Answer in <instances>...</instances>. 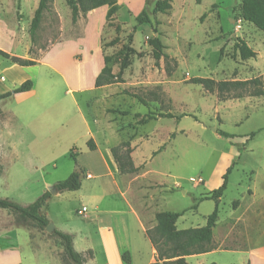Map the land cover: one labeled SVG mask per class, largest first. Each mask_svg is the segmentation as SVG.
<instances>
[{
  "label": "rangeland",
  "instance_id": "rangeland-1",
  "mask_svg": "<svg viewBox=\"0 0 264 264\" xmlns=\"http://www.w3.org/2000/svg\"><path fill=\"white\" fill-rule=\"evenodd\" d=\"M53 1L50 11L45 12L43 22L32 41L29 33L31 23L29 19L32 17L31 2L24 5L23 22L19 24L18 17L19 19L21 17L19 13L16 16V7L20 4V0H0L2 47L9 54L25 58L30 55L32 41L31 54L33 59L39 62L36 66L27 67L30 70L26 72V75L31 77L29 80L37 83L36 93L19 100L18 104L11 100L12 107L17 105L20 111L29 107L34 108L37 113L33 117L30 114L21 113L18 124L20 126L14 124L15 127L12 128L14 142L23 144L22 147L19 146V152L25 156L28 152L25 145L29 144L28 150L32 152L34 160L32 162L24 158L19 165L14 163L7 170L3 166V171H6L11 179V187H4L0 191L1 198L9 199L22 206L30 205L45 193L40 190L44 177L51 181L55 170L68 171L74 167L77 154L79 161L80 159L83 161L81 151L85 140H90L87 123L93 131L99 126L108 129L109 142L110 144L113 142L114 145L117 141L111 140L112 129L118 128L131 133L134 132L132 128L145 124L142 121L151 117L152 119L149 120L151 123L148 126L135 127L136 131L139 129L141 136L144 133H154L151 137L146 136L148 141L142 144L137 154L140 157H146L147 160L152 158L153 154L159 153L162 147L165 148L149 163L151 177L166 182V201L161 210L183 214L178 222L179 230L205 227L217 203L214 200L203 201L206 197L202 200L203 202L198 200L201 196L209 195L212 186L216 183L223 182V177L230 170L228 188L219 201V217L222 221L231 215L235 209V203L244 201V187L249 184L253 171L259 175H263L264 172V97L252 102L231 100L220 103L216 96H211L202 86L189 82L199 77L213 80L240 79L238 76L240 73L237 70L239 65L236 63L240 64L241 60L234 50L236 40L256 44L261 48L259 39L261 32L252 24L238 19L241 0H205L202 6L187 0L192 26L182 36L179 45V56L182 55L184 59H180L183 64L177 75L181 81L177 79L174 81L176 85L169 88L172 89V95L176 100L174 109L171 99L163 92L162 73H159L155 66L148 41L145 42L140 34L134 43L136 21L130 26L116 22V18L112 21L106 20L105 23H92L86 19L88 13L81 14L78 21L74 23L67 0L66 5L64 0H58L60 13L67 20L64 24L53 6ZM219 2L225 9L231 7L228 13H231L230 18L234 23L231 25L229 35L227 32L224 37L218 29L219 18L215 16V19L212 18L203 26L209 35L214 34V40L212 38L211 43L202 44L199 31L203 27L199 21H196V16L204 15L213 3ZM152 3V0H148L150 6ZM215 8L216 6L212 10ZM152 9H149L150 13ZM67 13L70 17L66 18ZM82 16L85 21H81ZM204 19L205 17L202 18L203 21ZM12 32H15L17 36L14 42ZM252 32L254 34L250 35ZM63 33L64 38H62ZM261 34L264 36L263 32ZM237 35L242 37L237 38ZM69 40L75 44L71 45L65 53L50 51L45 55L52 44L62 47L63 42L66 43ZM229 43L232 48L227 47L226 53L222 56L223 59L220 60V55L216 58L221 47ZM82 46H85L83 53H77ZM100 48L103 57L113 58L125 48L136 51V54H130V66L123 75L124 84L114 85L107 97L103 96L106 91H90V86L94 84L95 63L99 62L100 57L96 51ZM87 56L91 57L88 61L85 60ZM77 60H83L82 68L76 65ZM0 62L5 63L7 60L0 56ZM260 63L264 72L263 58ZM251 65V67L247 65L243 73L241 72V79L250 78L249 71L252 73L253 67H256L254 63ZM168 66L174 70L172 61H169ZM113 70L115 74L119 73V66L114 65ZM13 79L18 81L19 77L15 76ZM5 85L10 90L17 87L16 83L12 85L6 82ZM81 90H84L81 94L77 93ZM134 96L141 97L148 105H143ZM10 105V103L6 104L4 109H10ZM31 105L33 107H30ZM172 109L173 113L179 116V122L168 119L160 122L152 121L157 120V117L161 115H166ZM137 113L144 115V118L141 120L136 116ZM134 116L135 120L132 118ZM30 121L33 122L32 127L28 125ZM24 124L28 127L18 129L25 127ZM170 132L177 134L176 139H173L171 143H169ZM220 132L228 134L230 138L220 136ZM37 168L38 171H36ZM139 172L137 174H144ZM56 178H59V174ZM94 182L99 180L95 179L90 183ZM239 185L242 188H239ZM145 186L143 185L144 189ZM50 188L47 192L51 194ZM219 188L214 190L217 191ZM84 191H88V184ZM185 191L187 194L183 195ZM68 195L62 198L57 197L55 203L51 204L50 217L62 210L72 214V210L76 207L86 205L83 199H80L81 203L79 201L76 203V198ZM46 211L48 212V208ZM74 217L80 221L74 219V224L69 221L68 227L75 228L84 222V219L78 218L81 216H76L75 213ZM18 221H20L19 218ZM29 223L35 225L31 221ZM41 233L43 236L41 238L48 244L49 240L55 245L62 242L60 238L54 234H48L46 230H41ZM214 233L218 234V231L215 230ZM220 233L219 231V236ZM35 239L28 236V243L26 241L21 244L22 252L26 256L33 252V245L39 244L40 241L35 242ZM39 246L43 250V245L39 244ZM62 260L63 264H71L65 257Z\"/></svg>",
  "mask_w": 264,
  "mask_h": 264
},
{
  "label": "crops",
  "instance_id": "crops-1",
  "mask_svg": "<svg viewBox=\"0 0 264 264\" xmlns=\"http://www.w3.org/2000/svg\"><path fill=\"white\" fill-rule=\"evenodd\" d=\"M152 1L153 3L150 6L148 4V0H120V10L115 17L116 22H119L122 25L130 26L134 21H136L137 17L144 10L149 11L150 8H153L151 10V14H153L155 5L159 0ZM30 2L32 17L29 19V22H31V27L33 16H35V12L39 7L40 0H20V4H17L16 7V16L20 14L21 18L19 19L18 17V23L20 24V22H23V7L26 3ZM63 2L66 5V0H64ZM192 2L198 4L199 6H202L205 0H200V3H197V0H192ZM239 2L241 4L242 0ZM57 3L58 0H54L53 6L55 7L56 11H58L62 22L65 24L67 20H65L63 15L60 13L61 10L58 8ZM221 5L222 4H220V2L213 3L210 6L211 10L209 8L208 11L204 13V15L200 14L199 16H196V21H199L201 23V26L203 27L209 22V20H211L212 18L215 19V16H218V29L220 30L222 35L226 37L227 32L229 35L231 25L234 23V21L230 18L231 13H228L231 7L225 9ZM187 6V0H173L172 10L168 14L158 13L157 15H154L152 17L153 21H159L161 23L158 30L161 33L160 39L166 46V54L175 59L178 65L172 78H168L167 74L165 73V63L163 61L160 62V68H157L158 72L162 73L161 84L163 87V92L171 99L173 109L176 106V100L172 95V89L169 88H172L174 85H176L174 81L179 79L177 76L178 70L182 68L183 64L182 60H180L183 59V56H179V45L182 40V36L186 34L188 32V29L192 26V21L188 14ZM215 6L216 8L212 10V8H214ZM1 7L2 5H0V11ZM108 11L109 9L107 7L94 10L87 15L86 19H89L92 23H105L107 20ZM69 15L70 14L67 13L66 18L67 16L70 17ZM204 17L205 19L203 21L202 18ZM81 21H85L83 16L81 17ZM12 33H14V36H12L14 42L17 36L15 32ZM261 33L259 36V39L261 40V48L256 44L252 45L250 43H246L249 48L253 50V52L258 54L257 59L249 60V63L242 61L240 64L236 63L237 65H239L237 70L240 73L238 75L240 79H214L216 82L247 81L254 78H262L264 82V72L260 63L262 61V58L264 60V36ZM7 34H9L10 36L9 32H7ZM140 34H142L143 40L145 42L146 40L148 41L157 37L150 24H144L137 28V30L134 32V43H136L137 37ZM199 34L200 38H202V44L211 43L212 38L214 40V34L209 35V32L204 29V27L202 30L200 29ZM252 34H254V32L250 33V35ZM64 36L65 35L63 33L62 38H64ZM237 36V38L242 37V35ZM79 42L81 43L82 41ZM63 43L64 46L62 47L52 44L45 55H47L50 51L65 53V51H67V49L71 47V45L74 46L75 44L70 40L66 43ZM30 45V55L28 57L20 59L34 60L33 54H31L32 41ZM189 46H191V44H189ZM84 47L85 46L80 47L81 49H78L77 53H83V49H85ZM227 47H229V49L232 48V46H230V43L229 45L222 46L220 51L216 54V58L221 55L222 49L224 53H226ZM0 50L8 53V51L2 47L1 43ZM147 50L149 49L147 48ZM150 50L151 53L152 49L150 48ZM96 52L100 55V57L98 59L99 62L95 63L96 68L93 74L94 84L90 86V91H106L103 96L107 97L108 92L112 90L114 85L95 88L96 78L100 75L102 69L104 68V57L102 55V49L100 48ZM9 55H11L12 57H17L12 54ZM90 58L91 57L87 56L85 57V60L88 61ZM185 59L187 58L185 57ZM34 61L38 62L37 60ZM75 63L81 68L84 66L83 60H77ZM251 63H254V66L256 67H253L252 73L251 71H249L248 74L250 78L241 79V72L243 73L244 68H247V65H250L251 67ZM38 64L39 62L37 63V65ZM29 70L30 68L13 64L9 60H7V62L5 63L0 62V94L13 92L17 87L21 86L26 81H32L29 80L31 79V77L29 75H26V72L28 73ZM15 76L19 77L18 81H15L13 79V77ZM11 80H13V82ZM65 80H67L66 77ZM179 80L181 81V79ZM6 82L11 83L12 85L16 83L17 87L13 90H10L9 88H6ZM32 82L34 83V87L30 92L17 94L0 102V167L3 168L4 166L6 170L14 163H16V165H19L24 160V158H27V160H31L32 162L34 160L32 152L28 150L29 144L25 145L28 151L26 152L25 156L21 152H19V146L22 147L23 144H17L14 142V132H12V128H14L15 125L20 126L18 124L20 121L19 115L21 113L30 114L32 117L37 113H35L34 108L29 107L24 111H20L17 105L12 107L13 102L11 101L14 100V102L18 104L19 100L33 96L36 93L37 83H35L34 81ZM49 85H51V83ZM83 91L84 90H81V92L78 91L77 93L81 94ZM212 95L217 97L216 93L211 94V96ZM256 99L257 98H246L243 100L252 102ZM8 103L11 104V108L4 109V106ZM30 107L33 106L31 105ZM173 109L167 114H171L174 118L168 120L178 121L177 118H179V116H176L173 113ZM136 116H138L141 120L144 118V115H142L141 113H137ZM132 118L135 120V116ZM163 119L164 118H161L160 116L157 117V120L152 121L160 122ZM150 123L151 122L148 121L147 123L142 124L143 126L137 125L135 127L139 126L140 128L148 126ZM28 125L32 127L33 122L30 121ZM28 125H25V127H20L18 129L22 130V128L28 127ZM87 126L89 130L88 137H90V140L94 141L96 150H89L87 144L90 140H85L84 147L81 151V156L84 157V160L81 161L80 159L79 161V155L77 154V160L74 167H71V169H69L68 171H61V169L55 170L54 174L52 175L51 181H49L48 178L44 177L41 182L42 188L40 190L42 191V193L47 192V189H49L50 187H54L57 183L68 179L69 176L77 169H81L83 175L85 176H82V188L77 192H58L57 195L52 196L46 209L43 210V214L46 216L50 223L55 225L56 231L72 236L73 247L77 253L84 256H88V253L90 252L93 253V257L88 259L85 264H156L158 260V254L151 241L147 237V231L153 230L157 226V214L167 212L161 210L162 205L166 201L165 195L167 193V189L165 185L166 182H161L151 177L152 171L149 168V163L152 162L157 155L161 154V152L157 155L153 154V157L147 160L146 157H140L137 154V151L142 146V144L148 141V138H146V136L151 137V135H154V133H144L141 136L139 134V129L136 131L135 127H129L134 131L131 133H126L124 132V130L118 128L117 130L112 129L111 140H116L118 142H115L113 145V142H111L110 144L108 139V129L99 126L95 131H93L91 130L88 123ZM10 129L11 132H9ZM173 135L174 137L172 138ZM176 135V133L170 132L169 143H171L173 139H176ZM125 142H130L131 148L133 150L131 155L133 163L136 168L140 169L139 173L144 174H120L118 166L111 152L112 149L119 147L122 143ZM163 150H165L164 147H162L160 151ZM13 156L15 157L14 159ZM38 170L39 169L37 168L36 171ZM56 174H59L58 179L56 178ZM88 176H91V178H88ZM95 179H98L99 182L90 183ZM10 181L11 179L9 177V174L6 171H3V173L0 175V191L3 190L4 187L10 188ZM136 182L138 183L136 184ZM222 183L223 182L216 183V185L212 186V190H210L209 192L210 194L207 196H201L198 201H207L203 199L205 197H211V194L216 191L214 189L219 188ZM86 184H88L87 192L84 191ZM143 185H146L145 189ZM177 187L179 186L177 185ZM238 187L242 188L241 185H239ZM244 189V201H237L235 203V209L233 210L231 215L224 218L222 221L220 217L218 218V224L215 228L216 232L218 231V234L214 233L213 239V245L216 247V249L206 254L186 257L185 261L187 264H264V172L263 175H259L255 171H253V176L252 178H250L249 184L245 186ZM66 194H69L68 196H74L76 198V203L78 201L81 203L80 199H83L86 205L76 207L72 210V214H69L66 211L62 210L54 215H51L50 217L49 210L51 208V204L55 203L57 197L62 198V196ZM186 194V191L183 192V195ZM1 197L2 196H0V198ZM5 197H7L6 194ZM47 208L48 212L46 211ZM83 208L87 209V213L84 215H79L78 213L81 212ZM74 213L76 214V216H81L78 218H83L84 222L81 223V225L78 224L80 226H77L75 228L68 227L67 223L69 221L74 224L75 220H79L74 217ZM17 219L18 215L14 214L13 212L0 209V264H63L62 259L64 257L65 247L62 242H60L58 245H55L53 241L49 240L50 242L48 244L46 240H43L41 238L43 237L41 230L36 225H32L31 223L19 225L16 222ZM221 224L222 226L220 227ZM219 231L221 232L220 236ZM28 236H30V238H36L35 242L37 240L38 242L40 241L39 244L43 245V250L42 248H40L39 244L33 245V255L31 253L29 256H26V254L22 252L21 244L26 241L28 243ZM125 254H127L128 258L130 259L129 263H126L124 261L123 256Z\"/></svg>",
  "mask_w": 264,
  "mask_h": 264
},
{
  "label": "trees",
  "instance_id": "trees-1",
  "mask_svg": "<svg viewBox=\"0 0 264 264\" xmlns=\"http://www.w3.org/2000/svg\"><path fill=\"white\" fill-rule=\"evenodd\" d=\"M53 0H40L39 7L35 12L31 27L30 37L33 41L39 30L41 23L43 22L45 12H49ZM120 0H67L68 7L72 12V20L74 23L78 21L81 14L87 15L88 13L107 7L109 9L107 14V20L112 21L118 11ZM173 0H159L151 14L148 10H144L136 19L135 31L139 26L144 24H150L157 37L148 40V45L152 48V56L155 60L156 68H160V62L163 60L165 63V71L168 77L173 76V73L177 69V62L166 54V46L160 39L161 33L158 30V26L161 25L159 21H153L152 17L161 14H168L172 10ZM200 3V0H197ZM238 19H242L244 22L252 24L260 32L264 33V0H242ZM134 31V32H135ZM133 40V37L130 38ZM235 53L241 61L247 62L249 60L257 59L258 54L253 52L249 46L240 40H236L234 46ZM130 52V53H129ZM136 54L134 49L125 48L115 58L104 56V68L100 75L96 78L95 88H102L106 86L123 84L124 72L130 66V54ZM224 54L223 49L221 50L220 60ZM0 56L11 61L13 64H17L21 67L36 66L37 63L32 60H24L17 57H12L8 53L0 50ZM169 61L174 63V70L168 66ZM119 66V73L115 74L113 67L114 65ZM194 85L202 86V88L210 94H217V98L220 103L228 102L231 100H243L246 98H260L264 97V82L262 78H254L247 81H223L216 82L213 79H191L190 82ZM34 87L32 81H26L21 86L17 87L13 92L6 94H0V102L11 98L17 94H23L30 92ZM135 97V96H134ZM140 103L147 106L148 104L141 97H135ZM1 114V109H0ZM161 118L172 119L174 118L171 114L161 115ZM151 117H147L143 123L151 120ZM179 118H177L178 120ZM220 136L230 138L226 133L220 132ZM174 135L172 136V138ZM88 148L91 151L96 150L94 141L88 142ZM132 148L130 142L122 143L119 147L112 149V156L118 166L121 175H134L137 174L140 169L136 168L132 160ZM161 151H159L160 153ZM158 152L154 155L159 154ZM76 162V160H75ZM228 170L227 174L223 177L222 186L209 198L204 200H214L217 203V207L212 215L207 219V224L202 228H193L188 230H178L177 222L182 217L181 213L173 212H162L156 215L157 226L153 230L147 231V237L151 241L152 245L157 251L158 260L156 264H187L185 258L188 256L202 255L212 252L216 249L213 245L214 230L218 224L219 218V201L223 197L224 192L228 185ZM3 173L2 167H0V175ZM82 176L83 172L81 169L74 171L68 179L57 183L54 188L61 192H77L82 188ZM51 194L45 192L40 196L34 203L22 206L12 202L9 199L0 198V209L8 210L18 215L20 221H16L19 225H24L34 222L40 230H46L50 222L43 214V210L46 209ZM54 236L61 239L64 247V257L68 259L71 264H85L88 259L93 257V253H88V256L77 253L73 247V238L71 235H67L58 231H55ZM63 257V258H64ZM126 263L130 262L127 254L123 256ZM64 262V261H63Z\"/></svg>",
  "mask_w": 264,
  "mask_h": 264
},
{
  "label": "water",
  "instance_id": "water-1",
  "mask_svg": "<svg viewBox=\"0 0 264 264\" xmlns=\"http://www.w3.org/2000/svg\"><path fill=\"white\" fill-rule=\"evenodd\" d=\"M52 196H55L58 194V190H56L54 187L50 188ZM56 231V227L54 224L50 223L48 227L46 228V232L50 235L54 234Z\"/></svg>",
  "mask_w": 264,
  "mask_h": 264
},
{
  "label": "built area",
  "instance_id": "built-area-1",
  "mask_svg": "<svg viewBox=\"0 0 264 264\" xmlns=\"http://www.w3.org/2000/svg\"><path fill=\"white\" fill-rule=\"evenodd\" d=\"M88 178H91V176H88ZM87 213V209L86 208H83L81 212H79L78 214L79 215H84Z\"/></svg>",
  "mask_w": 264,
  "mask_h": 264
}]
</instances>
